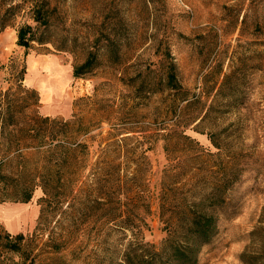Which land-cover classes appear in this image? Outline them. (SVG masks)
I'll return each instance as SVG.
<instances>
[{
	"label": "rangeland",
	"instance_id": "374dc122",
	"mask_svg": "<svg viewBox=\"0 0 264 264\" xmlns=\"http://www.w3.org/2000/svg\"><path fill=\"white\" fill-rule=\"evenodd\" d=\"M29 2L12 0L19 6L0 31V117L7 106L13 113V123L0 125V210L23 216L9 229L0 215V232L25 235L21 253L0 249V264H25V254L36 264H122L130 238L158 244L166 233L159 217L163 172L193 155L178 149L175 136L166 151L165 134H188L215 153L210 135L228 123L231 146L243 155L234 186L239 210L219 220L197 264H243L239 254L264 204V0H50L53 43L24 48L16 29L33 22ZM98 34L100 44L105 34L114 44L99 51L89 74L74 78L73 66ZM64 38L68 47L59 50ZM167 47L193 95L188 104L179 94L149 91L156 74L148 67L159 68ZM241 56L248 67L238 68L237 108L222 114L218 106L231 99L220 97L206 113L231 60L237 69ZM138 70L144 91L133 98L138 81L130 77ZM58 146L76 149L64 166ZM24 188L27 202L17 200ZM96 198L111 202L113 213L99 211ZM135 200L132 227L124 228L120 210ZM88 203L94 206L83 214Z\"/></svg>",
	"mask_w": 264,
	"mask_h": 264
},
{
	"label": "trees",
	"instance_id": "16d2710c",
	"mask_svg": "<svg viewBox=\"0 0 264 264\" xmlns=\"http://www.w3.org/2000/svg\"><path fill=\"white\" fill-rule=\"evenodd\" d=\"M11 3L12 0H0V31L8 24L5 21L7 13L19 6V4ZM28 11L33 22H26L17 27L16 43L24 48H29L33 42L51 43L52 39L48 36V32L51 19L56 12L55 6L51 5L50 0H30ZM105 38L107 40H103L100 44L102 36L98 34L94 37L83 61L72 68L71 75L74 78L84 77L98 66L99 51L112 47L110 45L115 42L110 34H105ZM65 41L66 38L60 42L63 45L57 46L59 50H65L68 47L65 46ZM68 41L70 42L69 38ZM158 47L156 46V50ZM244 53L243 55H247L246 52ZM113 54L118 55L117 50H114ZM162 55L158 69L153 70L151 66L148 67L149 72L154 71L156 74L155 87L152 86L149 91H167L172 96L179 94L178 101L187 100L186 103H190L193 95H190L179 82L177 66L169 47L163 50ZM243 57H239L236 61L237 69H234L231 60V65L224 73L206 113L214 108L216 99L220 97L231 99L218 106L222 114L237 108L239 102L234 99L238 97L235 94L237 91L235 80L241 75L238 73V68L244 73L248 67ZM141 73L143 72L138 70L130 77L132 82L138 81L136 85H133V98H139L140 93L144 91L142 86L145 80L138 79ZM12 117V110L10 106H7L5 115L0 117V125L13 123ZM42 118L46 123L48 122L47 116ZM232 125L233 123H228L217 133L210 135V141L217 150L215 153L205 150L195 138L188 134L179 132L165 134L166 151L174 144L172 138L175 136V145H181L178 149L183 152L193 150V155L168 165L163 172L159 217L164 222L166 231L164 237L158 244L144 240L140 234L130 238L122 252V264H197L201 248L214 240L218 232L219 220L231 218L237 214L239 197L235 194L234 186L241 181L243 169L239 163L243 155L231 146L232 137L228 131ZM58 149L61 156L59 165L64 166L69 163L70 154L76 149L60 146ZM193 170H195L194 173ZM30 198L31 192L24 188L17 200L27 202ZM94 203L100 204L99 211H103L107 216L115 210L113 204L107 199L104 202L96 198ZM124 205L125 208L120 210L121 214H119L125 215L122 227L131 228L127 220L139 204L135 200L131 203L127 201ZM93 206L94 204L88 203L82 207L81 211L84 214L85 210ZM0 239V249L21 253V242L24 241L25 235L22 232L15 234L0 232ZM239 259L243 264H264V204L257 224L249 232V243L239 254ZM22 263L36 264L28 254H25Z\"/></svg>",
	"mask_w": 264,
	"mask_h": 264
},
{
	"label": "bare ground",
	"instance_id": "6f19581e",
	"mask_svg": "<svg viewBox=\"0 0 264 264\" xmlns=\"http://www.w3.org/2000/svg\"><path fill=\"white\" fill-rule=\"evenodd\" d=\"M0 215L5 218L6 225L9 229H13L17 225L16 221L23 217L21 214L14 212L13 208L0 210Z\"/></svg>",
	"mask_w": 264,
	"mask_h": 264
}]
</instances>
